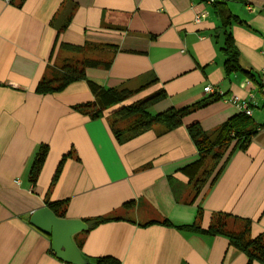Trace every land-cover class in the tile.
Wrapping results in <instances>:
<instances>
[{
	"label": "crops",
	"instance_id": "0c3cea01",
	"mask_svg": "<svg viewBox=\"0 0 264 264\" xmlns=\"http://www.w3.org/2000/svg\"><path fill=\"white\" fill-rule=\"evenodd\" d=\"M17 3L0 0V264H66L53 253L51 237L31 224L34 211L62 200H68L67 219H110L73 236L88 260L247 264L245 253L226 237L145 225L199 219L207 228L212 215L228 213L249 218L253 236L264 234V130L245 150L232 143L219 163L214 150L194 179L182 172L199 157L195 134L213 135L240 114L224 98L206 93V86L226 98L251 99V118L264 124V0ZM228 14L237 17L226 29L245 72L225 69ZM86 43L103 47L83 54L61 48ZM84 57L110 63L109 69H87L90 79L135 94L91 118L75 109L95 101L86 81L60 93L36 92L48 65ZM160 90L167 98L153 112L196 106L194 111L176 129L157 125L120 143L111 116ZM42 145L49 152L34 186L30 174Z\"/></svg>",
	"mask_w": 264,
	"mask_h": 264
},
{
	"label": "trees",
	"instance_id": "16d2710c",
	"mask_svg": "<svg viewBox=\"0 0 264 264\" xmlns=\"http://www.w3.org/2000/svg\"><path fill=\"white\" fill-rule=\"evenodd\" d=\"M223 19L225 22V30L223 33L225 42L222 51L225 56L226 72L227 74L245 72L239 64V50L235 45L234 38L229 29H226L232 21L237 20V17L228 14ZM99 47L103 46L91 43H86L83 46L72 44L61 45L63 50L72 51L77 54H83L90 50L93 51ZM105 47L113 48V46L110 45ZM109 67L110 63H105L96 59L85 57L81 59L65 58L60 63L48 65L44 76L37 85L36 92L41 95L60 93L75 82L86 81L95 101L77 105L75 109L91 118H99L103 116L105 111L109 108L127 101L135 94L134 91L126 88H105L98 82L90 79L86 74V70L89 68L109 69ZM166 98L167 94L165 90H160L142 100L118 109L111 116L110 121L117 140L120 143L128 142L157 125H165L168 130L176 129L183 125L185 117L190 115L196 106L184 108L172 107L162 112L151 113V109ZM261 130H264V124L259 125L251 117L240 112V114L221 126L213 135L198 132L194 136V142L199 157L195 162L184 167L182 172L189 179H194L214 150H217V163H219V161L225 157V153L232 143H236V148L245 150ZM48 152L49 147L47 145H42L35 158L30 174V180L34 186L38 181ZM67 157L68 156H64L60 162L53 181L58 179ZM46 204L58 218L66 217L68 200L47 201ZM200 215L201 211H199V217ZM109 220L108 218L98 217L95 219V224L104 223ZM152 224L172 226L184 232L226 237L232 247L245 253L248 258L247 264H253L255 262L264 264V234L258 236L252 235L253 223L249 218H243L228 213H216L212 215L210 224L207 228L201 226L199 219L192 224L186 225H174L169 220H163L153 221L145 226ZM88 261L89 264H121L117 258L112 256H102Z\"/></svg>",
	"mask_w": 264,
	"mask_h": 264
},
{
	"label": "water",
	"instance_id": "95a60500",
	"mask_svg": "<svg viewBox=\"0 0 264 264\" xmlns=\"http://www.w3.org/2000/svg\"><path fill=\"white\" fill-rule=\"evenodd\" d=\"M31 224L51 237L52 251L66 264H89L73 236L93 227L95 221L85 223L82 220L58 218L47 206L33 212Z\"/></svg>",
	"mask_w": 264,
	"mask_h": 264
},
{
	"label": "built area",
	"instance_id": "2783aa9c",
	"mask_svg": "<svg viewBox=\"0 0 264 264\" xmlns=\"http://www.w3.org/2000/svg\"><path fill=\"white\" fill-rule=\"evenodd\" d=\"M6 3H11L13 0H3ZM204 15L197 16V21H199ZM206 93H210L212 95H218L221 98H224L225 101L231 103L235 106L241 113L251 117L252 116V106H251V99H241L238 96H234L232 98H226L222 92L213 88L212 86H206L204 88ZM253 98V97H252Z\"/></svg>",
	"mask_w": 264,
	"mask_h": 264
},
{
	"label": "rangeland",
	"instance_id": "374dc122",
	"mask_svg": "<svg viewBox=\"0 0 264 264\" xmlns=\"http://www.w3.org/2000/svg\"><path fill=\"white\" fill-rule=\"evenodd\" d=\"M22 2H23V0H18V3L17 4L20 5ZM151 113L154 114L155 112H153L152 109H151Z\"/></svg>",
	"mask_w": 264,
	"mask_h": 264
}]
</instances>
